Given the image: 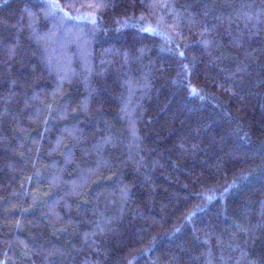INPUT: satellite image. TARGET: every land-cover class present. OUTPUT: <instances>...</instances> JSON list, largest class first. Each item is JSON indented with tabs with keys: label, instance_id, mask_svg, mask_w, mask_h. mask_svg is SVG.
<instances>
[{
	"label": "trees",
	"instance_id": "obj_1",
	"mask_svg": "<svg viewBox=\"0 0 264 264\" xmlns=\"http://www.w3.org/2000/svg\"><path fill=\"white\" fill-rule=\"evenodd\" d=\"M0 264H264V0H0Z\"/></svg>",
	"mask_w": 264,
	"mask_h": 264
}]
</instances>
